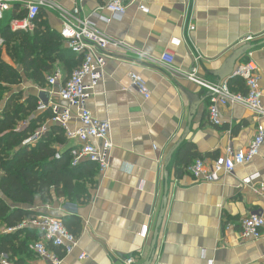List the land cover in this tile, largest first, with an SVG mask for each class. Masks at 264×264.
I'll use <instances>...</instances> for the list:
<instances>
[{
	"label": "crops",
	"instance_id": "0c3cea01",
	"mask_svg": "<svg viewBox=\"0 0 264 264\" xmlns=\"http://www.w3.org/2000/svg\"><path fill=\"white\" fill-rule=\"evenodd\" d=\"M47 1L66 10L77 5L81 16L96 14L91 17L96 26L123 42L107 50L104 77L86 101L94 116L111 123L113 148L105 176L97 171L92 183L85 182L87 198L53 197L47 203L36 200L30 207L38 213L35 217L80 220L78 245L61 264H143L165 194V213L150 264H206L209 259L213 264H264V227L259 240L243 242L238 225L250 213L264 217V197L252 184L243 183L256 173L259 178L253 185L264 181V143L251 161L221 174L216 182L196 181L187 170L195 159L211 164L227 148L245 149L255 135L260 120L241 105L220 106V125L210 123L203 83L230 78L237 67L252 60L264 87V0H146L147 13L135 1L121 19L100 8L101 0ZM40 11L42 24L59 31L58 14L47 8ZM11 16L7 13L0 20V27ZM189 21L195 25L193 31L187 30ZM167 51L174 56L172 65L161 61ZM56 72L62 81L69 76L56 60L46 75L48 101L66 105L56 93L59 85L47 83ZM130 72L143 78L150 91L147 99L131 84ZM44 123L48 125V120ZM26 125L20 122L18 128ZM77 126L76 119L69 123L70 129ZM184 143L191 145L195 157L188 166L180 165L177 176V157ZM77 144L64 133L63 142L53 145L65 152ZM228 223L233 226L225 230ZM145 224L149 230L142 239L139 233ZM2 232L6 228L0 226ZM32 261L45 264L37 257Z\"/></svg>",
	"mask_w": 264,
	"mask_h": 264
},
{
	"label": "built area",
	"instance_id": "2783aa9c",
	"mask_svg": "<svg viewBox=\"0 0 264 264\" xmlns=\"http://www.w3.org/2000/svg\"><path fill=\"white\" fill-rule=\"evenodd\" d=\"M137 2L139 9L147 13L148 7L143 3L146 0H101L100 8L107 9L112 17L121 19L125 14L127 5L130 2ZM18 4L16 11L24 10L22 17H11L8 20V27L11 31H29L35 27L36 19L41 8H47L56 12L59 16L60 36L67 47L76 54H82L81 63L73 69L71 74L64 81L61 80L58 72L47 78L50 87H57L56 91L59 99L66 105L55 102H48L52 110V117L42 124L37 130L30 133L23 141L22 145L33 146L41 139L44 133L48 132L50 126L57 125L64 130L67 139H75L79 144L68 149L71 157V165L77 166L83 161H89L96 165L101 177H104L110 161V154L113 148L111 139V123L109 119H100L92 114L86 105V101L92 96L95 88L104 77L106 65V52L109 48H117L123 42L110 38L101 31L96 23L91 19L93 15L81 16V8L74 6L71 10H66L61 6L47 0H0V20L7 13H12L15 5ZM194 23L187 24V30L193 31ZM174 56L167 51L161 56V61L167 65H172ZM257 67L252 60L245 62L237 67L230 78L217 83L205 82L207 88L209 105L208 119L213 125H220L219 107L229 104H237L250 109L260 120L256 126V132L247 147L243 150L234 151L227 148L223 155L217 156L209 164L205 160L198 158L191 163L187 170L200 182H216L221 174L232 173L237 165H243L251 161L260 151L264 143V87L260 84V77L256 71ZM131 84L136 87L144 98L150 96V91L143 78L137 73L130 72ZM188 77L196 79L194 73H189ZM238 78L243 82L245 91L234 90L230 86L232 79ZM44 105L39 103L38 110H44ZM76 119L78 126L70 129L69 123ZM61 151L55 153V158L61 157ZM259 175L253 174L245 179L243 183L252 184L255 191L264 197V181L254 186L253 182ZM29 225L37 228L43 235L42 239L32 245V249L37 258L45 264H61L63 257L73 252L78 245V236L69 232L61 220L48 216H38L28 221H23L19 227ZM239 225L240 241H257L262 237L264 227V217L261 213H250L241 218ZM228 223L224 226L225 230L232 228ZM8 228L7 231H13ZM149 225L141 227L139 236L142 239L147 237ZM46 242H51L56 250L48 248ZM85 254H80L79 258H85ZM128 259L127 262H131ZM0 264H15L2 256ZM206 264H213V260H207Z\"/></svg>",
	"mask_w": 264,
	"mask_h": 264
},
{
	"label": "trees",
	"instance_id": "16d2710c",
	"mask_svg": "<svg viewBox=\"0 0 264 264\" xmlns=\"http://www.w3.org/2000/svg\"><path fill=\"white\" fill-rule=\"evenodd\" d=\"M24 14V10L13 9L11 17ZM41 16L40 11L37 27L30 33L11 31L8 23L0 27L4 51L13 62L4 60L0 50V226L6 228V232L0 233V260L4 255L15 264H38L32 261L37 255L31 246L42 239V233L31 226L19 227L23 221L38 214L31 205L36 200L50 202L53 197L87 198L85 182L92 183L97 172L96 165L89 161L72 166L69 151L55 158L57 148L53 144L64 140V130L57 125L50 126L33 146L22 145L30 133L53 115L50 107L40 111L37 108L38 95L46 92V75L51 72L54 62L61 61L70 75L82 61V54L72 52L59 31L42 24ZM23 78L31 81L38 90L25 94L20 89L5 98L4 92L20 84ZM230 86L245 91L238 78L232 79ZM20 122H27V125L18 128ZM54 133L57 136L54 137ZM194 157L191 145L184 143L178 153L175 174L180 175L181 166H188ZM62 223L74 235L82 230L76 217L64 218ZM8 228L14 230L7 231ZM46 244L49 249L58 251L51 242Z\"/></svg>",
	"mask_w": 264,
	"mask_h": 264
},
{
	"label": "water",
	"instance_id": "95a60500",
	"mask_svg": "<svg viewBox=\"0 0 264 264\" xmlns=\"http://www.w3.org/2000/svg\"><path fill=\"white\" fill-rule=\"evenodd\" d=\"M39 101L42 105H44L45 107L48 106V93L47 92H40L39 93ZM178 145H176L177 147ZM167 192V186L165 187V193ZM165 207H166V194L162 200V207L160 209V212L158 214V217L156 219V223H155V226H154V230H153V236H152V242H151V251H150V254L148 256V259L143 263V264H150V258H151V254H152V250L155 246V243H156V240H157V237H158V233H159V227H160V224L162 222V218L164 216V213H165Z\"/></svg>",
	"mask_w": 264,
	"mask_h": 264
},
{
	"label": "rangeland",
	"instance_id": "374dc122",
	"mask_svg": "<svg viewBox=\"0 0 264 264\" xmlns=\"http://www.w3.org/2000/svg\"><path fill=\"white\" fill-rule=\"evenodd\" d=\"M0 50L2 52L3 59L8 61L7 57L4 54L5 53L4 52L5 49H4V45L3 44L0 46ZM26 82H28V81L25 78L21 79L20 84L14 85V86H12L11 88L7 89L4 92V97L7 98V97L11 96L13 92H16L17 90H20V89L23 90V92L25 94L28 93L29 91H35L36 90V86L35 85H33L32 83H26Z\"/></svg>",
	"mask_w": 264,
	"mask_h": 264
}]
</instances>
